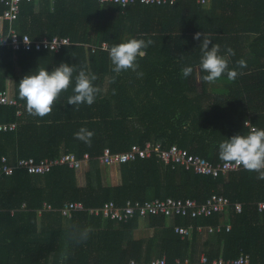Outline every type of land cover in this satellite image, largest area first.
Listing matches in <instances>:
<instances>
[{"label":"trees","instance_id":"1","mask_svg":"<svg viewBox=\"0 0 264 264\" xmlns=\"http://www.w3.org/2000/svg\"><path fill=\"white\" fill-rule=\"evenodd\" d=\"M21 7L16 23L21 35L35 40L70 38L74 44L59 52L33 48L5 49L0 54V93L14 92L22 105L0 104V124L18 123L15 131H0V161L7 157L17 164L23 158L40 161L69 153L80 159L90 154L91 161L85 187L79 184L80 174L66 165L44 175L17 170L13 176L0 177V264H152L163 257L169 263L177 259L197 262L201 255L210 261L250 255L255 264H264V211L259 209L264 180L257 179V173L241 167L228 175H198L181 167L171 169L153 157L121 165L120 184L111 187L104 184L105 168L99 163L105 149L120 153L153 142L165 149L178 145L213 165L224 164L219 159V144L246 134L245 120L250 127L264 128V0H210L207 6L198 0H183L173 6L125 9L97 0L55 4L37 0ZM8 9L0 7V19ZM196 32L207 33L213 44L218 43L221 55L227 47L235 50L229 58L230 68H236L241 58L247 61L234 82L226 75L215 83L202 80L207 74L199 64L203 37L194 39ZM132 38L154 42L138 58L143 78L131 70L114 73L102 47ZM61 63L73 65L74 76L81 68L97 75L93 83L101 92L95 102L81 104L78 110L66 104L74 94L73 78L48 116L29 115L26 101L19 98L20 80L39 68L51 72ZM184 66L194 69L188 78L182 76ZM107 78L112 84L102 94ZM81 127L94 132L91 147L75 138ZM214 194L230 199L233 206L243 205L242 213L231 208V231L224 225L217 231L224 223L218 214L179 216L173 221L165 216H136L117 223L88 211L72 218L60 212L70 202H83L88 209L101 208L109 201L124 206L128 201L166 198L204 203ZM47 204L54 211H44L39 217L38 211ZM24 205L27 210L22 209ZM176 226L190 229V234L176 233ZM74 227L91 228L86 242L70 240ZM199 227L204 231L199 232Z\"/></svg>","mask_w":264,"mask_h":264},{"label":"built area","instance_id":"2","mask_svg":"<svg viewBox=\"0 0 264 264\" xmlns=\"http://www.w3.org/2000/svg\"><path fill=\"white\" fill-rule=\"evenodd\" d=\"M37 0H0V7L6 5L9 9L2 19H0V54L5 49H10L13 52H19L23 50H50L59 52L64 46L72 45L74 42L70 38L55 37L50 39L45 37L43 39L35 40L29 35H21L16 28V23L19 21V17L22 12V5L24 3H34ZM52 4L60 1L67 0H47ZM99 4L100 0H97ZM179 1L183 0H128L127 6L122 7L121 4L116 3V0H104L101 5H117L123 9L142 5L148 7H164L173 6ZM210 0H198V4L207 6ZM6 23H9V29L6 31ZM107 44H103L105 48ZM93 50L94 47H93ZM13 93H9L8 90H3L0 93V104L10 106H22ZM22 115V111L18 112V116ZM18 128V123L0 124V131L9 132L15 131ZM153 157L159 158L163 165L176 169L178 167L183 168L186 171H190L194 174H204L219 176L220 174L228 175L231 171L240 169L233 164H218L213 165L207 159L191 154L187 149L181 148L178 145H172L168 149L162 148L161 144L148 142L145 146L133 145L128 151L120 153H112L109 149H105L102 156L99 158V163L103 168L120 167L123 164L134 162L137 159H151ZM91 161L90 154H86L83 159L77 157L74 153L63 154L61 157L55 159H43L37 161L34 158H23L18 161L17 164L11 163L7 157H2L0 161V177L13 176L17 170H25L31 175H44L52 172L56 167L68 166L71 169L76 170L78 173L82 169L88 170ZM238 213L243 212V205H232L230 199L214 194L206 202L198 203L192 199H154L145 202L141 201H128L124 206H118L114 201L105 203L101 208L88 209L83 202H70L60 210L66 218H72L74 214L79 212L88 211L91 215L101 217L103 220L115 221L117 223L127 222L139 216L142 219H147L152 216H165L170 221H173L176 217H211L213 215L222 216V223L218 226L217 231L220 232L223 225L227 231H231L232 224L230 223L231 208ZM27 205L23 206V210H27ZM261 212L264 211V201L259 204ZM44 211H54L51 205H44L43 209L38 211V216L41 217ZM0 212L2 210L0 209ZM12 216L16 211L10 212ZM207 231L214 232L213 228H207ZM176 233L182 236L190 234V229L180 226L175 227ZM199 232H203L204 228L199 227ZM129 264H140L136 261H131ZM152 264H255L250 255H241L235 260L226 261L223 259H217L210 261L206 255H201L197 262H191L190 259L184 261L177 259L173 263H169L167 257L156 259Z\"/></svg>","mask_w":264,"mask_h":264},{"label":"clouds","instance_id":"3","mask_svg":"<svg viewBox=\"0 0 264 264\" xmlns=\"http://www.w3.org/2000/svg\"><path fill=\"white\" fill-rule=\"evenodd\" d=\"M100 3L103 4L104 0H100ZM116 3L126 7L128 0H116ZM201 37L203 39L199 48L202 55L199 64L200 69L207 73L203 75L202 80L215 83L226 75L229 82H234L238 75L242 74L238 69L246 68L247 61L241 58L236 62V68H230L229 58L235 55V50L227 47L226 54L221 55V46L218 43L213 44L207 33L196 32L193 38L201 40ZM153 43L151 39L132 38L110 48L105 46L104 50L108 52L114 73L119 75L131 70L138 78H143L144 72L138 71L140 68L138 58L142 59L146 55L145 49ZM193 71L192 66H184L181 69L184 78L190 77ZM74 73L76 68L73 65L61 63L51 72L47 68H39L35 74L24 76L19 82V98L26 101L27 113L40 118L48 116L53 111V106L60 100L61 94L72 85L73 78L74 94L67 98L66 104L76 106L77 110L81 104L91 106L101 92V88L93 83L98 79L97 75L83 68L75 76ZM244 126L248 129L246 134L233 135L219 144V159L230 165L234 163L236 167L242 166L246 171L255 172L257 179L264 180V128L250 127L247 120ZM74 136L91 147L94 132L81 127ZM40 228L41 224L37 221V229ZM90 232V227L82 229L74 227L70 233V240L77 244L84 243Z\"/></svg>","mask_w":264,"mask_h":264},{"label":"crops","instance_id":"4","mask_svg":"<svg viewBox=\"0 0 264 264\" xmlns=\"http://www.w3.org/2000/svg\"><path fill=\"white\" fill-rule=\"evenodd\" d=\"M1 27L2 26H1V23H0V30H1ZM197 71H198V68H197ZM110 84H112L111 78H107L106 85H104L105 87H102V94H106L105 92H107V90L110 88ZM108 169H109V171H111V175L106 179V181L108 182V185L107 186H111V187H117V186H119V184H120V178H119V172H118V170H115L113 168H112V170L110 168H105L104 169V173ZM85 174H86V172H85ZM79 184L82 187H85L86 186V176L84 174L79 178Z\"/></svg>","mask_w":264,"mask_h":264},{"label":"rangeland","instance_id":"5","mask_svg":"<svg viewBox=\"0 0 264 264\" xmlns=\"http://www.w3.org/2000/svg\"><path fill=\"white\" fill-rule=\"evenodd\" d=\"M199 72H200V71H198V74H199ZM200 87H201V86H200V84H199V88H200ZM11 93L14 94V92H11ZM13 94H12V95H13ZM13 96H14V95H13ZM110 169L112 170V168H110ZM113 169L118 170V167H114ZM85 172H86V169H84V170L82 169V171L79 172V174H80V175H79V178H80L83 174L85 175ZM110 175H111V171H109V169L106 170V173H104V175H103V176H104L103 178L105 179V180H104V184H105V185H108V182L106 181V179H107ZM144 223H145V225H147L148 220H147V221H144Z\"/></svg>","mask_w":264,"mask_h":264}]
</instances>
